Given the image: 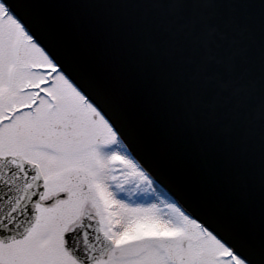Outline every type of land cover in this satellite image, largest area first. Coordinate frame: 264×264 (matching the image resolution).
<instances>
[{
    "label": "snow or ice",
    "instance_id": "obj_1",
    "mask_svg": "<svg viewBox=\"0 0 264 264\" xmlns=\"http://www.w3.org/2000/svg\"><path fill=\"white\" fill-rule=\"evenodd\" d=\"M0 264H264V0H0Z\"/></svg>",
    "mask_w": 264,
    "mask_h": 264
}]
</instances>
